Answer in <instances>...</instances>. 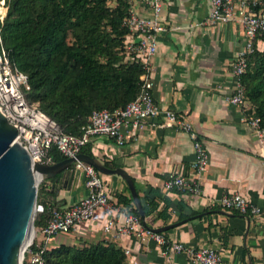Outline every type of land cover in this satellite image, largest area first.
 Returning a JSON list of instances; mask_svg holds the SVG:
<instances>
[{
	"label": "crops",
	"instance_id": "crops-1",
	"mask_svg": "<svg viewBox=\"0 0 264 264\" xmlns=\"http://www.w3.org/2000/svg\"><path fill=\"white\" fill-rule=\"evenodd\" d=\"M136 9L143 14L148 10ZM209 0H163L161 19L165 30L158 34L154 67V98L164 108H172L190 121L210 154L201 193L164 188L170 173H186L194 159L193 143L185 131L164 127L161 118H150L136 137L126 130V141L95 137L85 146L92 156L121 167L132 178L141 202L158 203L160 210L169 201L166 220L145 221L151 228L173 224L163 231L184 246L211 245L227 264H264V162L253 131L241 117L242 110L229 104L226 96L234 88L230 68L246 37L239 24H209L204 18ZM264 51V40L257 41ZM70 188L50 189L46 181L44 199L57 207L75 203L87 193L84 171L74 168ZM105 186L114 199L127 195L128 187L118 174H103ZM239 192L260 209V214L243 215L220 207L224 194ZM182 219L179 220V217ZM115 221L121 223L123 215ZM104 217L97 213L76 232L55 235L48 249L76 239L90 244L112 243L124 251L123 264H196L185 254H164L161 247L135 233L121 235L103 230Z\"/></svg>",
	"mask_w": 264,
	"mask_h": 264
},
{
	"label": "built area",
	"instance_id": "built-area-1",
	"mask_svg": "<svg viewBox=\"0 0 264 264\" xmlns=\"http://www.w3.org/2000/svg\"><path fill=\"white\" fill-rule=\"evenodd\" d=\"M130 9L122 24L128 34L124 49L130 61H137L142 67L139 76V92L135 99L124 107L114 110H93L88 122L82 127L80 135L63 132L59 124L43 113L36 104L28 103L25 91L29 89L28 76L19 70L11 61L9 51L5 48L1 24L6 15L5 0L0 4V110L7 120L16 126L17 139L28 149L36 148L35 157L42 163L51 164L49 149L55 145L64 158L73 159V167L84 171V185L87 193L75 203L66 207H52L50 217L44 227L37 230L25 246L21 264H46L43 253L48 249L51 239L58 234H69L78 231L82 223L91 220L95 214L104 217L103 230L106 233L117 230L121 235L135 233L147 237L161 247L169 257L183 253L189 261L196 264H227L218 250L211 245L198 248L184 246L172 240L163 232H156L141 223L139 215L130 213L117 199L110 196L103 174L96 168L77 158L81 149L92 138L103 137L113 140L121 146L126 141V130L136 137L152 117H159L160 126L176 127L185 131L193 143L194 159L188 172L170 173L164 180V188L175 189L193 194L201 193V185L206 180L205 172L210 162V154L199 138L192 123L172 108L161 107L154 98V77L152 58L157 51L158 34L165 30L161 19L163 0H128ZM210 9L204 18L205 23L239 24L245 34L244 47L237 53L230 72L235 85L226 101L242 110V121L254 133L259 153L264 162V124L260 116L255 115L251 103L245 96V87L241 77L247 69V56L254 50V40L264 35V5L261 0H209ZM135 5L148 10V14L139 12ZM3 7L4 9H1ZM33 158V157H32ZM45 158L46 161H41ZM42 181V180H41ZM219 205L225 210L243 215L260 214V209L239 192L224 194ZM43 211L37 203L36 213ZM123 215V221H115L117 214ZM38 234L41 238L38 239ZM125 254L129 249H125Z\"/></svg>",
	"mask_w": 264,
	"mask_h": 264
},
{
	"label": "trees",
	"instance_id": "trees-1",
	"mask_svg": "<svg viewBox=\"0 0 264 264\" xmlns=\"http://www.w3.org/2000/svg\"><path fill=\"white\" fill-rule=\"evenodd\" d=\"M264 5V0H261ZM5 0L6 15L1 35L11 61L28 76L25 91L28 103L36 104L56 121L63 132L80 135L93 110L124 107L139 92L142 67L130 61L124 49L128 29L122 22L129 13L128 0ZM247 56V69L241 77L245 96L255 115L264 124V51L257 48ZM81 152L92 156L86 146ZM48 156L52 162L64 159L53 145ZM104 166L116 164L104 161ZM38 184L34 227H44L55 207L44 199L46 181ZM117 195L118 203L139 215L129 190ZM169 201L157 210L158 203L146 198L142 203L145 217L166 220ZM140 216V215H139ZM182 216L179 217V220ZM141 223L149 227L147 222ZM46 264H123L124 250L112 243L78 245L61 242L43 253Z\"/></svg>",
	"mask_w": 264,
	"mask_h": 264
},
{
	"label": "water",
	"instance_id": "water-1",
	"mask_svg": "<svg viewBox=\"0 0 264 264\" xmlns=\"http://www.w3.org/2000/svg\"><path fill=\"white\" fill-rule=\"evenodd\" d=\"M81 161L93 165L101 174H118L127 184L135 208L143 222L145 213L134 182L125 169L108 168L94 156L78 154ZM72 158L40 163L34 161L28 148L17 139L16 126L0 110V264H21V257L28 244V234L34 227L38 184L48 178L50 189L56 186L70 188L75 169ZM40 167H48L38 180ZM173 224L151 228L156 232L170 229Z\"/></svg>",
	"mask_w": 264,
	"mask_h": 264
},
{
	"label": "bare ground",
	"instance_id": "bare-ground-1",
	"mask_svg": "<svg viewBox=\"0 0 264 264\" xmlns=\"http://www.w3.org/2000/svg\"><path fill=\"white\" fill-rule=\"evenodd\" d=\"M28 150H29L31 156L33 157V160H34V161H37V162H40V161L35 157V151H36V148H35L34 146H30V148H29ZM40 163H42V162H40ZM42 164H43V163H42ZM48 171H51V169L48 168V167H40V170L37 171V176H38L37 178H38V180L41 178V176H42V174H43L44 172H48ZM34 234H35L34 227H31V228H30V231H29V234H28L27 243L30 242V240L33 238Z\"/></svg>",
	"mask_w": 264,
	"mask_h": 264
},
{
	"label": "rangeland",
	"instance_id": "rangeland-1",
	"mask_svg": "<svg viewBox=\"0 0 264 264\" xmlns=\"http://www.w3.org/2000/svg\"><path fill=\"white\" fill-rule=\"evenodd\" d=\"M3 2V0H0V4ZM108 4H109V6H114L115 5V0H109V2H108ZM6 5V4H5ZM1 9H4L3 7H1ZM37 104V103H36ZM41 161H46V159L45 158H42L41 159ZM46 178V177H45ZM41 182V181H40ZM39 182V183H40ZM36 215V214H35ZM34 231H35V233H36V231H37V229L34 227ZM41 238V236H40V234H38V239H40ZM70 243H76V244H78V245H83L85 242H81V240H79V239H76V242H74L73 240H71V241H69Z\"/></svg>",
	"mask_w": 264,
	"mask_h": 264
}]
</instances>
